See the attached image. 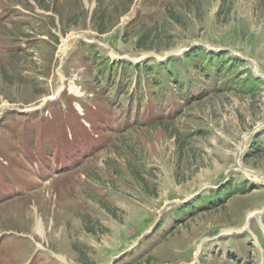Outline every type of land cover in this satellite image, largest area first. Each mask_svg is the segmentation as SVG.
I'll return each instance as SVG.
<instances>
[{"label":"rangeland","instance_id":"obj_1","mask_svg":"<svg viewBox=\"0 0 264 264\" xmlns=\"http://www.w3.org/2000/svg\"><path fill=\"white\" fill-rule=\"evenodd\" d=\"M92 46L103 57L145 61L203 47L244 63L223 92L183 109L172 97L156 102L171 114V128L148 127L158 110L147 119V104L130 130L127 112L140 97L126 88L136 72L121 78L120 68L115 82L104 70L100 80ZM249 69L264 80V0H0V178L9 167L15 181L32 185L28 195L19 185L0 197L3 260L122 264L133 251L127 262L141 258L135 264H264V81L248 90L239 80ZM64 86L92 106L91 133L77 119L58 117V106L37 112ZM57 134H67L70 150L59 152ZM27 152L47 154L51 171H37ZM25 158L29 171L19 166ZM232 180L249 182L248 191L171 233L167 222L150 244L168 237L143 257L140 244L164 215ZM7 251L20 260L6 259Z\"/></svg>","mask_w":264,"mask_h":264},{"label":"trees","instance_id":"obj_2","mask_svg":"<svg viewBox=\"0 0 264 264\" xmlns=\"http://www.w3.org/2000/svg\"><path fill=\"white\" fill-rule=\"evenodd\" d=\"M24 7L34 9L33 6L32 7L24 6ZM51 34L52 33H50V35ZM141 48H145V47H141ZM98 60H99L100 72H102L104 68L105 71L114 68V66H111L109 58L101 57ZM242 61H243L242 59L233 56L229 52H223L221 54L209 53L207 49L203 47H197L193 51L187 53L183 61L176 58H172L171 60H169V62L166 65H161L157 63L150 66L148 64H145L141 66L140 69L144 70L149 75L148 89H149L150 100H154L158 95L157 92L155 91V88L162 85V83L159 82L158 80L160 77L163 76L166 81L173 82V85L175 86L177 92L176 96L182 95L183 97L189 98L190 95H196V94H200L203 96L205 94L207 84H212L215 86L219 84L220 86L216 88L218 90L217 92H223L224 88L229 87V83H228L229 78L231 79L234 77L235 74L234 71L237 70L239 66L238 63H241ZM178 66H182V67L180 68ZM182 68L186 69L189 72V74L182 75L181 74ZM246 72L248 78L244 79L243 81L240 79L239 81L241 83H244V85L248 90H252L254 88V84L259 85L260 83L263 82V80L255 77V74L252 72L251 69L246 70ZM185 77L187 78L184 79ZM173 95H175V93H172V96ZM201 99L202 97H200V100ZM147 103L148 102L146 98H144L140 103V107L145 106ZM168 104H172V102H168ZM157 125L169 129L172 127L173 123L171 121H168L167 119H162V120L160 119L155 121L151 127ZM259 150L260 148H257L258 152ZM248 184L250 183L249 182L238 183L235 180H232L226 186L222 187L219 190L210 191L209 194H202L199 197H197L195 200L187 202L185 204H181L177 206L176 209H172L167 216L165 215L163 216L161 222L156 227L154 232H152L151 235L145 237V239H143V241L141 242L140 244L141 248H145V252H144L145 254L143 255V257L148 253H150L153 248L157 247L160 243H162L168 237L167 232L170 231L171 233L173 227L178 226V224L183 225V223H185L187 219L193 218L199 212L220 207L221 204H224L226 199H228V197L232 193H235L237 191H241L245 193L246 190L248 191L247 186L250 187ZM220 199L223 200V202H220L221 201ZM167 222L170 223L171 227L168 229V231H166V234L160 237L161 238L160 242L159 241L154 242L153 245H151L150 240L152 236L155 233L164 231L163 229L166 226L165 224ZM134 254L135 252L133 251L128 253L126 256L123 257L122 262L124 264L137 263L141 258L140 259L133 258L132 261L127 262L130 258L133 257ZM146 263L152 264L151 261H148ZM84 264H89V263H84ZM116 264H121V263L120 261H116Z\"/></svg>","mask_w":264,"mask_h":264}]
</instances>
